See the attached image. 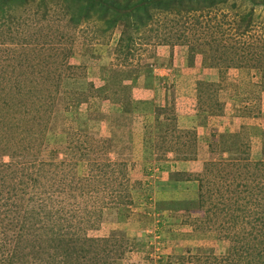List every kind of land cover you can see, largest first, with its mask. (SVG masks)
I'll return each instance as SVG.
<instances>
[{"label": "rangeland", "instance_id": "obj_1", "mask_svg": "<svg viewBox=\"0 0 264 264\" xmlns=\"http://www.w3.org/2000/svg\"><path fill=\"white\" fill-rule=\"evenodd\" d=\"M78 6L0 0V264H264V0Z\"/></svg>", "mask_w": 264, "mask_h": 264}, {"label": "trees", "instance_id": "obj_2", "mask_svg": "<svg viewBox=\"0 0 264 264\" xmlns=\"http://www.w3.org/2000/svg\"><path fill=\"white\" fill-rule=\"evenodd\" d=\"M226 1L228 0H137L132 3L127 2L124 4L119 2V0H76V3L78 2L80 6H78L76 9L77 13H72V21L75 24H78L82 21H90L92 18H96L99 21L105 22L107 24L106 29L108 30L115 27L117 23H122L125 31L130 28L139 30L142 27H148L150 25L151 20L155 16L153 13H151L152 9L162 10V11L174 10L176 12H180L183 9L186 11H193V10L196 11L199 9L198 8L199 5L204 7H213L217 3L226 2ZM250 1L256 3V0H250ZM71 6H74V3H72ZM98 12H101V14H99ZM152 142L153 141L151 138V143ZM145 169H150V171L152 172V170L155 169V167L151 166L149 163H146ZM208 195L209 198L205 200H203L204 196H202L201 200L203 205H205L207 201H211L212 196L210 194ZM240 208H241L240 211L242 213H244V211H247L245 208L242 209L243 207L241 206ZM235 211L238 212L236 216H238L239 219H241L242 218L241 215L243 214L238 211L237 207ZM263 215H264V211H263ZM260 220L264 221V216ZM66 241L67 242L65 243V247L67 245H71V243L69 242V238L66 239ZM62 244H63V240H62ZM65 249L67 250V248ZM72 250L74 251L76 249L73 247ZM260 252L261 251H259V253ZM70 253L67 255H70ZM16 259H18V257L12 258V260L14 261H17ZM260 259L264 261V255L260 254L259 260ZM63 262H64L63 264H68L67 259H65Z\"/></svg>", "mask_w": 264, "mask_h": 264}]
</instances>
